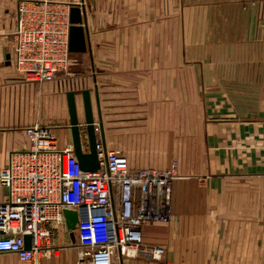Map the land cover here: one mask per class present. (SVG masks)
Returning <instances> with one entry per match:
<instances>
[{
	"label": "crops",
	"instance_id": "1",
	"mask_svg": "<svg viewBox=\"0 0 264 264\" xmlns=\"http://www.w3.org/2000/svg\"><path fill=\"white\" fill-rule=\"evenodd\" d=\"M18 1L0 0V169L29 148L35 123L72 146L66 92L80 117L88 89L107 149L133 169L176 159L183 176L172 183L178 218L142 226L164 258L114 264H264V0H84L87 50L42 82L7 64ZM51 241L38 264H75L76 236L59 227ZM0 264L33 263L0 251Z\"/></svg>",
	"mask_w": 264,
	"mask_h": 264
},
{
	"label": "built area",
	"instance_id": "2",
	"mask_svg": "<svg viewBox=\"0 0 264 264\" xmlns=\"http://www.w3.org/2000/svg\"><path fill=\"white\" fill-rule=\"evenodd\" d=\"M84 0H19L12 28L10 64L25 81L56 78L69 64V10ZM99 167L81 169L72 146L59 148L51 127L24 128L26 150L9 153L0 169L7 189L0 201V251L38 264L56 249L51 240L64 227L62 208L77 209L75 264H114L142 256L160 261L165 248L144 242L142 226L167 219L175 164L133 169L117 150L105 147L95 122ZM30 235V247L24 236Z\"/></svg>",
	"mask_w": 264,
	"mask_h": 264
},
{
	"label": "water",
	"instance_id": "3",
	"mask_svg": "<svg viewBox=\"0 0 264 264\" xmlns=\"http://www.w3.org/2000/svg\"><path fill=\"white\" fill-rule=\"evenodd\" d=\"M69 35H68V49L71 53H81L87 50L86 32L83 25V8L72 6L69 10ZM10 55H6L7 64ZM80 94L82 97V122L78 114V107L76 104V91L68 90L66 92L67 108L69 114V129L71 132V141L73 153L76 156L79 165L84 171H94L99 167V162L96 152V133H95V120L88 89H81ZM99 113V110H98ZM99 129L101 133V123L99 122ZM82 134L86 137L89 145V150L83 152L81 148ZM101 135V134H100ZM102 136V135H101ZM65 229L69 236L74 240L75 232L79 220V212L77 209L68 207L62 208ZM30 235L24 236L25 247H30Z\"/></svg>",
	"mask_w": 264,
	"mask_h": 264
},
{
	"label": "rangeland",
	"instance_id": "4",
	"mask_svg": "<svg viewBox=\"0 0 264 264\" xmlns=\"http://www.w3.org/2000/svg\"><path fill=\"white\" fill-rule=\"evenodd\" d=\"M76 58H77L76 55H71L69 61H72V60H74V59H76ZM69 63H70V62H69ZM68 66H69V64H68ZM78 114H79V110H78ZM80 117H82V115H80ZM173 117H174V116L168 115V123H169V124L173 122V121H172ZM174 123L177 124V123H179V122H176V121H175ZM176 126H177V125H176ZM172 148H174V147H172ZM168 149H169V148H168ZM172 164H175V166H176V172H177V176H178L176 179L182 178L183 176H180V174L178 173V162H177L176 159H172L171 162H170V164L168 165V167H167L166 169L170 168V167L172 166ZM174 180H175V179H173L172 182H171V194H172V183H173ZM168 208H169V213L167 214V219H165V220H163V221H159V222H154V223H151V224L153 225V224L164 223V222H169V221H174V220H176V219L178 218V215L173 214V212L170 210V206H168ZM149 244H150V243H149ZM150 245H159V244H153V243H151ZM159 246H163V245H159ZM163 247H164V246H163ZM164 248H165V247H164ZM165 250H166V248H165ZM137 257H142V256H137ZM151 261H153V260H151ZM154 262H157V261H154Z\"/></svg>",
	"mask_w": 264,
	"mask_h": 264
}]
</instances>
